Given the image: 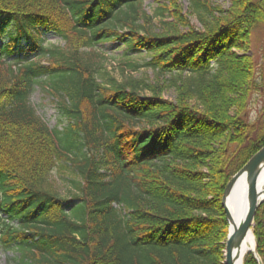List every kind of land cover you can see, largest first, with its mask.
I'll return each mask as SVG.
<instances>
[{
  "label": "trees",
  "instance_id": "16d2710c",
  "mask_svg": "<svg viewBox=\"0 0 264 264\" xmlns=\"http://www.w3.org/2000/svg\"><path fill=\"white\" fill-rule=\"evenodd\" d=\"M145 1L0 0V250L9 264H222L223 191L264 146V130L245 120L264 88L248 54L264 0H230L226 10L187 0L200 28L180 0H154L155 15ZM47 34L64 47L46 46ZM108 43L144 54L128 67L153 80L102 73L94 48ZM35 86L56 103L61 130L30 105ZM55 168L78 179L68 198L49 182ZM252 232L264 264V203ZM243 264L257 263L249 253Z\"/></svg>",
  "mask_w": 264,
  "mask_h": 264
},
{
  "label": "rangeland",
  "instance_id": "374dc122",
  "mask_svg": "<svg viewBox=\"0 0 264 264\" xmlns=\"http://www.w3.org/2000/svg\"><path fill=\"white\" fill-rule=\"evenodd\" d=\"M209 1L213 5L218 6L223 10L228 9L230 6V0ZM179 3L182 6V15L185 16V19H187L191 25L200 28L196 17L194 15H189L190 9L188 1L180 0ZM157 7L158 4H156L154 0H147L144 2V8L149 15H155ZM165 21L170 22L172 21V18L168 17ZM153 25L155 27L156 33L159 32V18L155 17L153 19ZM45 39L46 46L53 45L61 48L64 47V43L58 37L53 36L52 34L45 35ZM94 49L95 51H98L104 59L102 61V73H104L106 76L114 78L116 80H120L123 77L128 76H132L135 78L147 77L149 80H153V74L151 70L141 67L134 72L128 67L135 64L143 65L144 62L148 59L144 54L139 55L138 53L132 52L124 53V49L119 48V45L115 43L99 45ZM248 54L251 55L255 60L257 67L256 78L260 81L262 74H264V27L260 26L253 32L250 39V51ZM21 56L24 57V54ZM165 96L170 99L174 98L173 91L166 92ZM29 103L34 108L37 116L47 125L49 129L61 130L65 126V122L60 119L57 112L56 103L48 93L42 90V88L36 86L33 88V91L29 95ZM263 107L264 88H262V90L259 92L252 93L245 113V120L252 125L255 124L258 128V131L264 130V116L262 114ZM49 180L53 189L61 198H68L69 195L74 191L73 183L78 179L70 169L59 170L58 168H55L50 173ZM12 257L13 255H11L10 253H4L2 250H0V264H9L8 259H12Z\"/></svg>",
  "mask_w": 264,
  "mask_h": 264
},
{
  "label": "water",
  "instance_id": "95a60500",
  "mask_svg": "<svg viewBox=\"0 0 264 264\" xmlns=\"http://www.w3.org/2000/svg\"><path fill=\"white\" fill-rule=\"evenodd\" d=\"M264 168V146H262L247 162L246 164L235 173L229 182L227 183L221 198L220 206L223 210L226 224L230 221V218L225 210V200L229 196L236 181L245 176L247 183V200L248 209L245 217L240 224L234 229L233 233L226 235L225 242L223 243V263L222 264H235L238 257L235 256V251L239 250L242 246L246 236L252 233V227L257 209L264 202V190L263 192L258 190V178L262 169ZM228 232V230H227ZM251 253L257 264H261L260 259L256 253V244Z\"/></svg>",
  "mask_w": 264,
  "mask_h": 264
},
{
  "label": "bare ground",
  "instance_id": "6f19581e",
  "mask_svg": "<svg viewBox=\"0 0 264 264\" xmlns=\"http://www.w3.org/2000/svg\"><path fill=\"white\" fill-rule=\"evenodd\" d=\"M258 190H264V168L258 178ZM225 210L230 218L227 224V234L230 236L234 229L240 224L247 213V183L245 176L240 177L234 184L229 196L225 200ZM255 240L252 233H249L239 250L235 251V256L238 257L235 264H242L244 257L249 251H253Z\"/></svg>",
  "mask_w": 264,
  "mask_h": 264
}]
</instances>
